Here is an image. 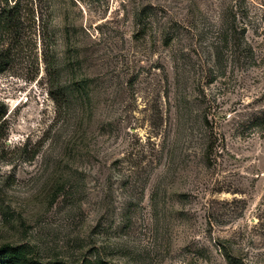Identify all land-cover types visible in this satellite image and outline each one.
Segmentation results:
<instances>
[{
  "label": "rangeland",
  "instance_id": "1",
  "mask_svg": "<svg viewBox=\"0 0 264 264\" xmlns=\"http://www.w3.org/2000/svg\"><path fill=\"white\" fill-rule=\"evenodd\" d=\"M18 1L9 264H264V0Z\"/></svg>",
  "mask_w": 264,
  "mask_h": 264
},
{
  "label": "trees",
  "instance_id": "2",
  "mask_svg": "<svg viewBox=\"0 0 264 264\" xmlns=\"http://www.w3.org/2000/svg\"><path fill=\"white\" fill-rule=\"evenodd\" d=\"M11 0H6L3 9H1L0 18L3 19L9 25H16V21L20 20L21 11L19 7V1H15L10 4ZM4 114L0 115V124L3 123L2 119ZM1 128V126H0ZM22 247H12L10 245H4L0 248V264H9L18 259L21 253Z\"/></svg>",
  "mask_w": 264,
  "mask_h": 264
}]
</instances>
